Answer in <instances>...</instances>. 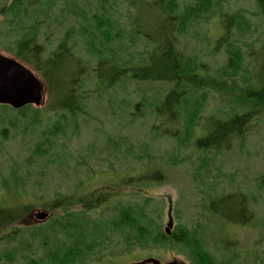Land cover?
<instances>
[{"label":"trees","instance_id":"16d2710c","mask_svg":"<svg viewBox=\"0 0 264 264\" xmlns=\"http://www.w3.org/2000/svg\"><path fill=\"white\" fill-rule=\"evenodd\" d=\"M59 1L11 0L7 6L0 8V15L4 17L16 19L19 14L25 19L22 24L31 21L19 38L12 40L9 46L2 49L32 71L40 73L47 96L51 97L50 93H54L52 110L60 113L59 120L45 127L40 132L37 143L29 148L31 156L38 158L37 162H51L54 155L59 158L56 154V142L60 136H70L71 133L65 132L71 125L73 128L70 130L79 135V120L85 119L83 122H86L92 95L98 100L102 98L105 90L114 89L123 83H163L171 85L172 88L158 99L155 97L152 104L149 103L147 94L141 92L143 97L140 96L133 105L135 112H141L140 107H149L150 110L146 109V113L142 110L141 119L137 113H132V118L129 117L120 126V133L114 131L113 138L117 140L108 143V148L112 149V161L107 160L109 166L116 165L119 154L124 158L131 156V146L126 144L128 136L123 132L135 121L145 120L147 114L155 120L152 132L157 138L171 141L175 144L177 152L181 151L183 145L191 143L194 152L203 158L206 155L228 152L235 141L243 140L248 134L256 117L264 113V84L259 81L260 75L252 82L250 78H246L244 67L242 68L244 54L236 46L241 34L249 31L248 20L243 14L235 12L225 15L228 13L219 11L220 19L223 17L219 19L222 34L217 38V42L215 40L214 50L216 51L217 47L223 48L226 63L217 80L208 74L207 66L200 63L195 54L186 53L179 46L180 36L186 37L192 31L191 28L194 30L195 25L208 22L213 10L222 9L223 2L227 0H131L127 7L128 12L133 18H139L141 27L139 29L133 19L128 24V30L126 31L125 27L121 28L120 32H116L114 25L106 18H101V15H104V6H100L101 8L91 15L92 19L85 24L86 28H82L84 23L79 24V29L65 34L58 45L43 57L44 47L38 41L39 26L36 21H32L33 13L38 9L42 10L41 13L50 10ZM63 1L67 3L66 0ZM251 1L257 6V16L264 25V0ZM138 9H148L159 17L155 27L152 20L144 25L140 17L133 14V11ZM81 13L82 16L75 15L86 22V15ZM75 35H79L83 42V47L77 51L71 43ZM112 43V47H108ZM136 46H140L142 52L134 55ZM147 46H150L151 50H145ZM82 52L85 58H82ZM252 61L255 62L254 58ZM260 70H264V55ZM90 83H93L94 89L87 93ZM211 92L218 95V100L223 104L224 111L220 110L218 116L205 114ZM44 111H51L48 104L43 108L28 105L19 110L0 106V153L5 150V143L13 140L15 135L23 136L25 131L20 129L19 121L29 119L31 125H34L31 130H38L41 113H45ZM5 119L7 123L3 124ZM60 151L62 155L67 154L64 147ZM76 164L86 165L81 161ZM76 172L83 173L85 177L77 178L70 192L58 191L48 198H45L46 193H42L38 199L39 206L53 213L52 216H57L58 212L55 211H60V215L54 219L56 224L63 216L74 217L73 220L69 221L66 227L54 223L46 224L44 230L37 229L52 232L48 245L43 246L45 250L47 247L48 249L39 260H29L30 255H21L15 249L14 253H19L24 260L22 264H76L77 261L83 263L86 254L82 248L88 247L90 255L95 247L104 240L111 239L115 232L122 238L127 253L134 249L145 250L151 245L162 251L171 246L172 250L178 249L191 260V264H217L216 259L204 249L199 232L201 227H188L184 223H177L175 230H170L169 234L166 230L151 232L145 224L146 218L143 217L142 208L138 205L148 202L147 198H142L141 202L132 201V204L131 200L121 201L120 196L117 197L116 192L109 189L90 188L95 170L89 171L92 175L80 170ZM124 172L125 170L123 175L118 177V181L121 185L131 186L139 192V185L165 182L163 174L158 170L150 175L138 176H128ZM23 173L21 164L13 159L0 164V200L4 193L11 194L12 191L16 193L12 198L17 201L26 195V191L22 193L20 188L27 182ZM42 182L40 181L39 185L45 186ZM86 187L89 188L88 191H84ZM207 197L203 210L226 224L245 226L254 220L253 209L251 210L252 197L240 190L221 195H216L214 191L212 196L207 193ZM111 205H118L119 208L110 210L111 215L107 219L101 215L93 218L87 215L92 210H105ZM31 208L32 202L17 203L13 206L0 203V232H7L3 236L4 240L14 239L16 228L11 227L23 221V215L28 214ZM59 231L63 233H58ZM224 247L227 252L229 244ZM235 257L236 255L225 254L226 264L233 262ZM9 261L7 263H14Z\"/></svg>","mask_w":264,"mask_h":264},{"label":"rangeland","instance_id":"374dc122","mask_svg":"<svg viewBox=\"0 0 264 264\" xmlns=\"http://www.w3.org/2000/svg\"><path fill=\"white\" fill-rule=\"evenodd\" d=\"M10 1L0 0V8L7 6ZM66 1L68 4L60 0L57 5L56 3L51 5L50 10L46 9L47 11L41 13L42 10L38 11V9L33 13L34 20L32 21H36L39 26L38 41L44 47L43 57H46L58 45L65 34L79 29V24L84 23L82 28H86L85 24L92 19L91 15L96 9L101 8L100 6H104V15H101V18L110 21L116 32H120L121 28L125 27L127 31L128 24L133 19L137 23V27L139 29L141 27L139 18H133L128 12L127 7L131 0L130 2L127 0ZM220 10L223 13H228L225 15L237 12L247 18L249 31L241 34L236 46L244 54L242 68L244 67L243 73L246 74V78H250L252 82L260 75L259 81L264 84V70H260L264 55V25L257 16L259 13L257 6L251 0L223 2L222 9L215 8L209 16L208 22L194 24V30L190 27L192 31L186 37L180 36L179 46L186 53L195 54L200 63L207 66L208 74L217 80L226 63L223 48L217 47L216 51L214 50L215 40L217 42V38L222 34L221 26H219ZM81 12L86 15L84 18L86 22L76 17V15L82 16ZM133 14L140 17L144 25L150 20L153 25H156L159 19L155 13L148 9H138L133 11ZM65 18L67 19L65 20ZM22 21L25 19L19 14L16 19L0 15V53L3 55L14 58L2 48L9 46L12 40L19 38L25 32L27 24L31 22L26 21L22 24ZM232 31L234 32V30ZM70 36L72 37L73 34ZM73 38L71 43L75 45L74 50L77 51L83 47L82 38L79 35H75ZM112 45L113 43L108 47H112ZM119 45L122 46V44ZM145 50H151L150 46L145 47ZM140 52H142L140 46H136L133 50L134 55ZM81 55L82 58H85L83 52ZM253 58L255 62L252 61ZM29 69L31 70V68ZM32 72L43 80L40 73ZM236 83H238L237 79ZM171 88V85L163 83L132 85L130 82L119 84L114 89L105 90L102 93V98L98 100L95 95H92L86 122H83L85 119L79 120V135L74 134V130H70L73 128L71 125L65 132L71 133L70 136L66 138L60 136L56 142V154L59 158L54 155L51 157V162H37L38 158L31 156L29 148L37 143L40 132L55 120H59L60 116L58 111L52 110L54 93H50L51 97L45 93L38 108H43L48 104L51 111L41 113L40 128L31 130L34 125H31L29 119L19 121L20 129L25 131L23 136L15 135L13 140L5 143V150L0 153V164L9 162L10 159L17 161L21 164L23 174L26 175L24 179L27 181L20 187L22 193L26 191V195L20 201L12 198L16 195L15 191H12L11 194L4 193L0 203L7 206L17 203H33V208L28 214L23 215V219H25L11 227L16 228L14 239L4 240L3 236L7 232H0V238H3L0 240V264H11L7 263L9 260V262H14L12 264H22L24 262L22 254L30 255L29 260H39V257L45 253L48 247L45 250L43 246L48 245L52 232L38 231L37 229L44 230L46 224H54V219L60 215V211H55L58 212L56 213L58 215L52 216L53 213L39 206L38 199L42 193H46L45 198H48L58 191L70 192L77 178L85 177L83 173L76 172L79 170L88 172L90 175H92V170H95L96 174L93 176L91 189H109L116 192L117 197L120 196L119 200H131L130 204L132 201L141 202L142 198H147L148 202L138 205L142 208L143 217L146 218L145 224L151 232L164 231L169 225V231H173L177 223H184L188 227H201L202 230L199 229V232H201L204 249L216 259L217 264L227 263L224 258L225 254L236 255L233 262L229 264H264V113L256 117L257 119L253 121L248 134L243 140L235 141L228 152L219 155H206L203 158L194 152L191 143L183 145L181 151L177 152L175 144L171 141L157 138L152 132L154 118L147 114L145 120L135 121L128 130L123 132L128 136L126 144L131 146V156L124 158L119 154L115 166L107 164L108 159L112 161V149L108 148V143L111 140H117L113 138L114 131L120 133V126L129 117L132 118V113H137L141 119L142 110L145 113L146 109L150 110L149 107L146 109L140 107L141 112H135L133 105L140 96L143 97L141 92L147 94L150 98L149 103L152 104L155 97L158 99ZM93 89L94 85L90 83L87 93H91ZM218 98L219 96L215 93H210L205 108L206 115L218 116L220 110L224 111L223 104ZM221 98L227 101L226 98L222 96ZM259 111L262 112L261 109ZM5 123H7L6 119L3 124ZM16 131L18 132V130ZM63 147L67 149L66 155H62V151H60ZM80 161L86 165H77L76 162ZM124 170V174L128 176L150 175L153 171L158 170L163 174L165 182L139 185V192L131 186L121 185L118 181V177L123 175ZM97 172L101 174H97ZM40 181H43L45 186H40ZM88 190L89 188L86 187L84 191ZM233 190H240L252 197L251 210L253 209L254 220L245 226L226 224L203 210L204 203L208 199L207 193L212 196L215 191L216 195H221ZM118 208V205H111L105 210H92L87 215H90L89 218L101 215L102 218L107 219L111 215L110 210ZM38 211H46L49 214L48 218L42 222L37 221L34 214ZM73 218L63 216L59 223L55 224L66 227ZM58 233L63 232L59 231ZM106 233L109 232L106 231ZM59 237L61 238V236ZM41 242L43 243L41 244ZM122 242V238L115 232L111 239L104 240L103 243L95 247L90 255L88 247L82 248L86 257L83 263L77 261L76 264H136L147 260L157 264H191V260L182 255L178 249L172 250L171 246L162 251V249L158 250L151 245L145 250L134 249L127 253ZM225 244H229L227 252ZM15 249L21 255L14 253Z\"/></svg>","mask_w":264,"mask_h":264},{"label":"water","instance_id":"95a60500","mask_svg":"<svg viewBox=\"0 0 264 264\" xmlns=\"http://www.w3.org/2000/svg\"><path fill=\"white\" fill-rule=\"evenodd\" d=\"M44 82L28 67L15 58L0 53V106H8L19 110L31 105L39 107L45 96ZM47 212L38 211L34 214L37 221H45ZM170 226V225H169ZM169 226L166 233L169 234ZM136 264H157L154 261H141Z\"/></svg>","mask_w":264,"mask_h":264}]
</instances>
